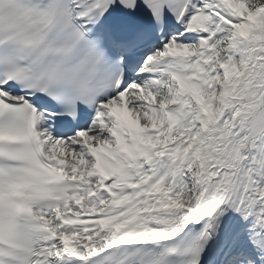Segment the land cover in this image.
I'll return each mask as SVG.
<instances>
[{"label":"snow or ice","instance_id":"obj_1","mask_svg":"<svg viewBox=\"0 0 264 264\" xmlns=\"http://www.w3.org/2000/svg\"><path fill=\"white\" fill-rule=\"evenodd\" d=\"M0 264H264V0H0Z\"/></svg>","mask_w":264,"mask_h":264}]
</instances>
